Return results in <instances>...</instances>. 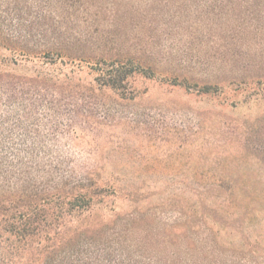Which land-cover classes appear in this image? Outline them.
<instances>
[{
  "label": "rangeland",
  "instance_id": "374dc122",
  "mask_svg": "<svg viewBox=\"0 0 264 264\" xmlns=\"http://www.w3.org/2000/svg\"><path fill=\"white\" fill-rule=\"evenodd\" d=\"M62 2L0 0L3 34L28 40L21 43L35 52L44 50L34 48L41 36L59 42ZM66 2L79 9L76 16L92 12L82 26L80 17L67 21L71 30L92 26L94 34L72 52H102L97 37L106 30L105 54L137 49L161 71L217 89L136 74V97L105 90L92 114L76 116L57 153L78 174L122 189L89 221L110 234L118 215L137 209L139 218L123 227L127 244L161 264H264V15H240L249 4L224 0ZM19 62L23 75L63 67ZM66 70L82 85L95 77L87 64ZM211 245L215 254L200 251Z\"/></svg>",
  "mask_w": 264,
  "mask_h": 264
},
{
  "label": "trees",
  "instance_id": "16d2710c",
  "mask_svg": "<svg viewBox=\"0 0 264 264\" xmlns=\"http://www.w3.org/2000/svg\"><path fill=\"white\" fill-rule=\"evenodd\" d=\"M224 1L249 4L238 8L240 15H264V0ZM61 10L65 22L59 42L41 36L34 48L44 50L37 52L27 50V44L14 34H3L0 25V264H161L127 244L123 227L128 230L139 218L137 209L118 215L110 234L106 227L95 228L89 221L100 203L122 189L107 181H94L89 172L78 174L57 153L59 141L74 132L76 116L93 113L95 98L103 91L136 97L131 88L136 74L160 75L165 82L204 93L217 89L209 82L197 88L199 83H192L186 75L165 73L144 60L137 49L105 54L106 30L97 37L102 52H72L78 44L90 42L94 34L92 26L71 30L67 21L80 17L77 23L82 26L92 12L86 8L83 17L76 16L79 9L66 0ZM20 59L63 67L23 75L15 67ZM82 64L95 73L88 85L75 82V76L66 70L69 65ZM200 251L215 254L216 247L205 246ZM186 264L195 263L187 260Z\"/></svg>",
  "mask_w": 264,
  "mask_h": 264
}]
</instances>
